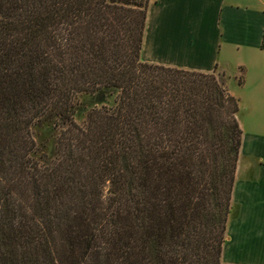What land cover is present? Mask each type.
Listing matches in <instances>:
<instances>
[{"label": "trees", "instance_id": "trees-1", "mask_svg": "<svg viewBox=\"0 0 264 264\" xmlns=\"http://www.w3.org/2000/svg\"><path fill=\"white\" fill-rule=\"evenodd\" d=\"M149 2L0 0V264H224L239 99L141 58Z\"/></svg>", "mask_w": 264, "mask_h": 264}, {"label": "crops", "instance_id": "crops-1", "mask_svg": "<svg viewBox=\"0 0 264 264\" xmlns=\"http://www.w3.org/2000/svg\"><path fill=\"white\" fill-rule=\"evenodd\" d=\"M263 37L264 0H150L148 5L141 58L221 73L239 99L243 132L222 246L224 264H264ZM219 56L236 63L242 84L238 75L234 84L229 82Z\"/></svg>", "mask_w": 264, "mask_h": 264}, {"label": "rangeland", "instance_id": "rangeland-1", "mask_svg": "<svg viewBox=\"0 0 264 264\" xmlns=\"http://www.w3.org/2000/svg\"><path fill=\"white\" fill-rule=\"evenodd\" d=\"M200 22V20L198 19L197 24ZM217 39L218 36H217ZM219 61L224 64V69L226 72V75L229 76V82L231 84H234L236 81L235 76L238 75L240 77H242V74L238 73L237 67H236V63L232 62L229 58H224L223 56H219L218 57ZM221 73H218V75H220ZM224 80L226 81V77L224 76ZM78 98V110L75 113V119L76 121H78V123H83L85 121L86 115L87 113L92 109V108H96V107H100L101 104L97 103V99L95 97V95H90V94H82L80 96L77 97ZM112 99L113 97H110L109 100L107 101L108 105H112ZM44 135H46V133H44ZM47 136V135H46Z\"/></svg>", "mask_w": 264, "mask_h": 264}]
</instances>
